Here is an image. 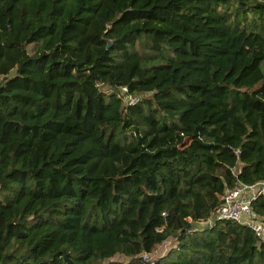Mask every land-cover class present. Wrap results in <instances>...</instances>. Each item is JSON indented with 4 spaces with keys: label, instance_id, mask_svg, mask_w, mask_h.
Masks as SVG:
<instances>
[{
    "label": "trees",
    "instance_id": "obj_1",
    "mask_svg": "<svg viewBox=\"0 0 264 264\" xmlns=\"http://www.w3.org/2000/svg\"><path fill=\"white\" fill-rule=\"evenodd\" d=\"M263 180L264 0H0V264H264Z\"/></svg>",
    "mask_w": 264,
    "mask_h": 264
},
{
    "label": "built area",
    "instance_id": "obj_2",
    "mask_svg": "<svg viewBox=\"0 0 264 264\" xmlns=\"http://www.w3.org/2000/svg\"><path fill=\"white\" fill-rule=\"evenodd\" d=\"M121 94L128 105H134L141 99L139 95L128 93L126 87L121 88ZM234 172L239 174L241 166L236 167ZM260 196L264 197V180L255 184L238 182L234 187L226 190L222 204L212 216L199 223L205 228L218 220H232L249 226L258 238L264 239V218L259 216L253 208V201ZM143 256L144 259L150 258L147 253Z\"/></svg>",
    "mask_w": 264,
    "mask_h": 264
},
{
    "label": "rangeland",
    "instance_id": "obj_3",
    "mask_svg": "<svg viewBox=\"0 0 264 264\" xmlns=\"http://www.w3.org/2000/svg\"><path fill=\"white\" fill-rule=\"evenodd\" d=\"M32 48H33V45L30 44L28 46V49H32ZM189 220H191V219H189ZM190 222H192V221H190ZM199 224H194L192 222V225H194V227L196 229L198 228L199 230H203L204 229L203 225L202 224L199 225ZM177 244H178L177 239L169 238L167 241H165L164 243L159 245L154 251L148 252V254H149L151 259L156 260V259L166 255L170 251V249L176 247ZM111 260H114V261L116 260L118 262H121V264H124L126 257L123 255H120V254H116L114 257L111 258ZM106 262L107 261H104V264H106Z\"/></svg>",
    "mask_w": 264,
    "mask_h": 264
},
{
    "label": "water",
    "instance_id": "obj_4",
    "mask_svg": "<svg viewBox=\"0 0 264 264\" xmlns=\"http://www.w3.org/2000/svg\"><path fill=\"white\" fill-rule=\"evenodd\" d=\"M111 44H112V40H107V48H109ZM191 227H192V222H189L187 228L190 229ZM64 259L67 260L68 262H71V261L67 258V254L64 255Z\"/></svg>",
    "mask_w": 264,
    "mask_h": 264
}]
</instances>
